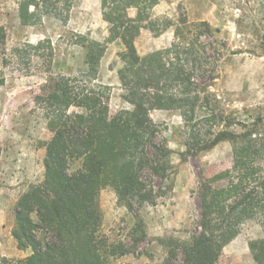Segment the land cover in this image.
<instances>
[{"label":"rangeland","instance_id":"rangeland-1","mask_svg":"<svg viewBox=\"0 0 264 264\" xmlns=\"http://www.w3.org/2000/svg\"><path fill=\"white\" fill-rule=\"evenodd\" d=\"M19 2L0 0V25L7 32V55L0 61V206L9 216L12 209L15 215L20 197L43 182L47 142L59 128L70 127L81 111L73 106L62 117L53 116L55 107L43 97L52 89V78H78L81 86L91 80L108 105L109 118L133 108L120 76L127 47L110 34L101 0H74L66 19L31 5L27 24L19 19ZM129 17L134 20L136 10L131 9ZM182 20L209 23L213 40L225 47L216 79L209 80L202 93L210 99L209 110L224 116L236 134L250 125L264 130V0H156L147 20L137 24L133 42L138 55L169 47ZM90 42L104 48L92 68V56L98 57L99 52L88 48ZM150 117L160 127L158 141L164 140L170 151L168 159L174 168L165 183L168 188L155 204L120 202L112 188L100 191L101 222L96 235L102 264H184L182 251L172 258L165 243L190 241L200 220L201 178L233 165L230 141L188 153L187 126L180 112L153 109ZM197 128L217 131L222 125L203 122ZM80 165L77 160L72 169ZM156 184L162 185L161 181ZM262 240L261 222L248 220L222 248L216 264H258L250 243ZM115 246L119 250L113 251ZM120 247L124 255H119Z\"/></svg>","mask_w":264,"mask_h":264},{"label":"trees","instance_id":"trees-1","mask_svg":"<svg viewBox=\"0 0 264 264\" xmlns=\"http://www.w3.org/2000/svg\"><path fill=\"white\" fill-rule=\"evenodd\" d=\"M73 3L20 0L19 19L29 23L31 5L66 19ZM155 4L156 0H101L110 34L127 47L120 76L131 110H119L109 118L108 105L91 80L83 79L81 86L78 78H52V89L43 97L55 107L53 116L62 117L73 106L81 111L70 127L59 128L47 142L44 180L24 193L16 206L12 235L18 248L30 249L31 254L18 260L0 256V264H102L96 235L100 191L112 188L120 202L155 204L168 188L165 183L174 167L165 141H158L160 127L150 117L153 109L180 112L187 126L188 153L198 154L223 141H230L233 151L231 168L201 178L198 226L189 242L165 243L170 257L181 250L184 264H216L222 248L245 222L258 219L264 227V130L250 125L241 133L231 132L230 122L210 111V99L202 96L208 81L216 79L225 47L213 40L209 23L182 20L169 47L139 56L133 42L137 24L147 20ZM131 9L136 10L134 20ZM88 48L99 52L92 56V68L104 48L95 42ZM6 55L7 32L0 25V61ZM2 73L0 68V77ZM203 122L222 128L203 132L197 128ZM77 160L81 165L73 170ZM250 248L257 263L264 264V240L251 242ZM118 252L126 253L121 247Z\"/></svg>","mask_w":264,"mask_h":264},{"label":"crops","instance_id":"crops-1","mask_svg":"<svg viewBox=\"0 0 264 264\" xmlns=\"http://www.w3.org/2000/svg\"><path fill=\"white\" fill-rule=\"evenodd\" d=\"M14 225V209H12L9 216V212L6 213V211L0 206V253L6 258L22 259L29 256L31 252L29 249L20 250L17 247L16 240L12 235ZM8 242L10 247H8Z\"/></svg>","mask_w":264,"mask_h":264}]
</instances>
